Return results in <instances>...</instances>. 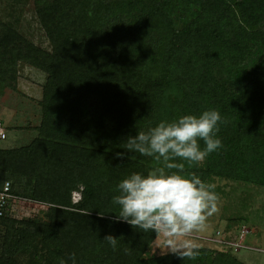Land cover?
<instances>
[{
  "label": "trees",
  "instance_id": "1",
  "mask_svg": "<svg viewBox=\"0 0 264 264\" xmlns=\"http://www.w3.org/2000/svg\"><path fill=\"white\" fill-rule=\"evenodd\" d=\"M32 5L48 50L0 19V86L18 92L21 64L46 75L38 124L15 128L35 137L0 148V190L9 182L15 197L0 216V264H59L72 253L76 264H245L209 244L194 261L150 256L155 233L117 222L112 197L155 166L126 151L129 136L209 109L228 120L223 147L199 165L177 161L185 174L264 188V0H201L177 16L156 0Z\"/></svg>",
  "mask_w": 264,
  "mask_h": 264
},
{
  "label": "clouds",
  "instance_id": "2",
  "mask_svg": "<svg viewBox=\"0 0 264 264\" xmlns=\"http://www.w3.org/2000/svg\"><path fill=\"white\" fill-rule=\"evenodd\" d=\"M227 123L218 110L209 109L198 116L187 114L161 121L129 136L126 151L153 158L155 166L146 175L131 173L116 186L114 191L119 194L112 197V203L119 206L116 221L143 233H155V240L163 241V251L182 260H196L201 246L192 237L204 231L209 218L219 213L221 199L214 185L195 173L185 174V163L177 161L189 167L199 165L221 149L223 143L217 134L220 125ZM103 240L117 249L118 238L109 234ZM68 261L76 264V254L67 260L60 258L59 264Z\"/></svg>",
  "mask_w": 264,
  "mask_h": 264
},
{
  "label": "rangeland",
  "instance_id": "3",
  "mask_svg": "<svg viewBox=\"0 0 264 264\" xmlns=\"http://www.w3.org/2000/svg\"><path fill=\"white\" fill-rule=\"evenodd\" d=\"M156 1L168 13L178 15L191 12L201 0ZM188 2H193V5L190 6ZM182 3L189 6L183 7ZM0 19L36 46L44 50L49 49L48 41L35 17L32 0H0ZM18 71V92L0 86V123L6 135V139L0 141L2 149H12L30 143L36 135L35 132L25 128L18 130L15 127L35 126L39 122L40 111L35 101L41 97L46 75L24 64L19 65ZM209 183L215 186L214 190L220 196V211L209 218L204 231L195 233L193 237H209L218 231L225 238L236 239L239 232L245 230L247 234L243 243L251 249L240 250L232 256L245 264H264V188L220 179H213ZM79 199L78 192L72 193V202ZM22 206L24 205L20 208ZM29 212L21 210L20 214ZM194 240L201 247L207 245ZM169 253L163 251L162 239L155 240L149 249L150 256Z\"/></svg>",
  "mask_w": 264,
  "mask_h": 264
},
{
  "label": "built area",
  "instance_id": "4",
  "mask_svg": "<svg viewBox=\"0 0 264 264\" xmlns=\"http://www.w3.org/2000/svg\"><path fill=\"white\" fill-rule=\"evenodd\" d=\"M6 139V135L0 125V141ZM15 197L10 193V184L5 182L2 189L0 190V216L3 215L7 210L9 200H13ZM247 234V231L242 230L239 232V235L236 239H228L222 237L220 232H215L209 237H197L194 236V239H197L201 242H204L209 245H213L216 249L224 252H230L231 254L237 253L240 250H249L250 247L244 245V239Z\"/></svg>",
  "mask_w": 264,
  "mask_h": 264
},
{
  "label": "crops",
  "instance_id": "5",
  "mask_svg": "<svg viewBox=\"0 0 264 264\" xmlns=\"http://www.w3.org/2000/svg\"><path fill=\"white\" fill-rule=\"evenodd\" d=\"M15 128H20V127H15Z\"/></svg>",
  "mask_w": 264,
  "mask_h": 264
}]
</instances>
